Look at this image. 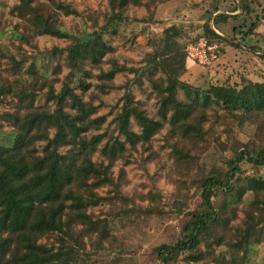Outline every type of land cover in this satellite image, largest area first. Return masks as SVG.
I'll return each mask as SVG.
<instances>
[{
    "label": "trees",
    "instance_id": "1",
    "mask_svg": "<svg viewBox=\"0 0 264 264\" xmlns=\"http://www.w3.org/2000/svg\"><path fill=\"white\" fill-rule=\"evenodd\" d=\"M165 1L109 0L114 12L109 17L105 11L102 24L93 19L96 27L84 39L60 28L61 15H79L70 3L15 0L9 7L18 41L0 40V104L10 105L0 112V127L12 130L10 143L0 142V264H80L81 255L106 249L103 243L113 237L115 221L162 214L157 187L136 196L123 191L125 166L138 161L145 168L158 156L157 134L168 148L170 167L157 168L149 177L173 184L171 205L182 215L175 237L154 247L157 257L168 264H246L251 246L264 242V176L257 171L264 165V79L190 85L181 79L186 54L174 24L163 28L159 47L146 52L141 67L109 56L115 48L105 35L116 32L130 5L153 13ZM252 1L236 0L237 14L216 13L203 22L202 34L209 42L229 43H236V34L242 39L253 34L259 21L252 16ZM229 18L238 19L232 38L210 23L216 27ZM40 35L70 41L39 51L35 39ZM24 45L48 59V75L35 66L36 55L23 70ZM119 72L133 77L116 86ZM133 83L154 94L153 114L145 100L135 97ZM114 88L124 91L110 106L112 128L97 132L107 120V114H97L105 105L100 95ZM245 122L254 124L263 140L250 137L218 163L213 156L217 134L230 142ZM243 164L254 172L246 174ZM191 187L200 198L194 209L187 207ZM136 197L147 204L136 203ZM100 204L107 215L89 211ZM221 213L226 222L218 226Z\"/></svg>",
    "mask_w": 264,
    "mask_h": 264
},
{
    "label": "rangeland",
    "instance_id": "2",
    "mask_svg": "<svg viewBox=\"0 0 264 264\" xmlns=\"http://www.w3.org/2000/svg\"><path fill=\"white\" fill-rule=\"evenodd\" d=\"M70 3L79 11V15L69 14L61 15L60 28L72 36L77 35L83 39L87 37L95 27L92 26L93 19H97L98 24L104 23L103 13L109 14L114 11L109 6V0H62ZM15 0H0V40L4 43H17L18 34L12 28L14 18L9 15V7ZM236 0H167L158 5L153 13H148L143 6L130 5L127 9V18L117 24L116 32L106 34V38L114 46L115 51L109 55L114 56L120 63L126 62L128 66L141 67L146 60V52L159 47L163 28L174 24L180 29V37L178 39L182 49L190 43L198 42L202 34V24L207 19H211L216 13H232L237 14L240 9L236 10ZM253 8L252 16H257L259 21L253 34L248 35L244 39L239 34L235 35L236 43H229L220 39H213L208 44H217L219 53L217 57L208 64L186 63V71L181 79L193 86L208 87L211 84H220L229 81L231 84L241 85L248 81H261L264 79V0H253L251 2ZM139 19V20H137ZM215 28L219 34L225 37H233V25L238 23V19L229 18L225 22H220ZM70 39L56 38L50 35H40L35 39V44L39 51L50 49L52 46H66ZM255 47V48H251ZM27 51V59L24 62L23 70L25 71L32 57L35 56V66L40 72L49 71L44 69V64L48 59L39 52L33 51L29 46L24 45ZM36 53V54H35ZM108 57V56H107ZM108 63H104L103 67H107ZM49 70V69H47ZM66 72V68L62 69L60 77ZM26 77V76H24ZM133 77V73L119 72L114 77L116 86H119ZM26 79V78H24ZM94 81L93 78L90 79ZM59 83L56 87H59ZM147 82L144 81V87ZM131 90L137 99L145 100V107L149 114H153L156 110V101L153 93L142 91L137 84H131ZM123 88L110 89L106 94H101L100 99L105 105L98 108V115L107 114V120L103 124L101 132L106 127L111 130L112 125L109 120L112 115L109 114L110 106L115 105L119 97L123 93ZM86 94L85 98H87ZM179 97H183L182 89L179 90ZM95 100L94 103H97ZM10 105L0 104V112L8 109ZM116 110L113 109V112ZM255 121L252 120L251 123ZM254 124L245 122L240 129H236L234 136L230 142L225 140L224 134H217L214 146L217 153L214 159H218V163L222 156H229L232 147L239 148L241 143L247 141L250 137L257 140H263L258 133L254 131ZM133 129L138 130L133 124ZM11 127L3 125L0 127V142L10 143ZM153 147L158 152V156L154 161L146 164L145 168L138 164V161H132L125 166L128 183L123 186V191L129 195L136 196L140 192H146L149 187H157L160 190L162 198L159 206L163 209L160 215L152 214L150 216L139 215L125 218L122 222L115 221L112 226V235L110 241L103 244L105 250L92 251L88 257L81 255L85 260L80 264H168L157 257L154 247L163 242L173 239L178 231V222L182 215H177L171 205V192L173 184L166 178L151 179L149 176L157 168H162L165 172L170 167L168 148H164L161 135H156L153 139ZM96 152L93 159L97 158ZM136 153L133 154V157ZM138 157V156H136ZM210 157V156H209ZM214 160V161H215ZM216 162V161H215ZM121 162L113 168L117 172ZM246 174L250 175L254 172L248 164H243ZM258 173L264 176V165L259 167ZM244 176V175H243ZM102 193V192H100ZM192 193L188 201V209H194L198 204L199 191L194 187L190 188ZM247 196V195H246ZM218 199H214V202ZM136 203L146 205V200L135 198ZM95 214H106L108 208L106 205L100 204L89 209ZM107 215V214H106ZM225 216L221 213L218 219V226H223ZM45 242L43 238L41 240ZM90 248V245H87ZM179 264H184L179 261ZM201 264V263H197ZM246 264H264V242L254 244L248 251Z\"/></svg>",
    "mask_w": 264,
    "mask_h": 264
},
{
    "label": "built area",
    "instance_id": "3",
    "mask_svg": "<svg viewBox=\"0 0 264 264\" xmlns=\"http://www.w3.org/2000/svg\"><path fill=\"white\" fill-rule=\"evenodd\" d=\"M219 53L217 44H208L207 40L203 37L198 39V42L190 43L185 48V64L198 63L208 64L214 60ZM187 66V64H186Z\"/></svg>",
    "mask_w": 264,
    "mask_h": 264
},
{
    "label": "crops",
    "instance_id": "4",
    "mask_svg": "<svg viewBox=\"0 0 264 264\" xmlns=\"http://www.w3.org/2000/svg\"><path fill=\"white\" fill-rule=\"evenodd\" d=\"M231 14H232V13H231ZM213 29H214V31H215V32H217V33H218V31H217L215 28H213ZM218 34H219V33H218ZM220 35H222V34H220Z\"/></svg>",
    "mask_w": 264,
    "mask_h": 264
}]
</instances>
